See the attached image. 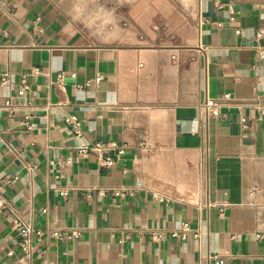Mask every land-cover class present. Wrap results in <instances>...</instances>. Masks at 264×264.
Segmentation results:
<instances>
[{
  "label": "crops",
  "instance_id": "1",
  "mask_svg": "<svg viewBox=\"0 0 264 264\" xmlns=\"http://www.w3.org/2000/svg\"><path fill=\"white\" fill-rule=\"evenodd\" d=\"M261 53L264 0H0V195L43 233L0 214V264H264V119L200 108L264 105Z\"/></svg>",
  "mask_w": 264,
  "mask_h": 264
},
{
  "label": "built area",
  "instance_id": "2",
  "mask_svg": "<svg viewBox=\"0 0 264 264\" xmlns=\"http://www.w3.org/2000/svg\"><path fill=\"white\" fill-rule=\"evenodd\" d=\"M232 8V6H230ZM233 19V18H232ZM238 35L241 33L240 30L236 32ZM259 58H264V54H259ZM173 60H176V56L173 57ZM101 77L97 78V81H100ZM3 81H7L6 77L3 78ZM28 89L27 86L24 87V91ZM232 107H247L257 113L259 118L264 119V105L261 103L260 98H256L252 101H248L245 103H238L233 97L226 96L223 99H210L206 98L203 104L200 105L201 110L205 115L206 121L210 118H218L223 116V111L225 108H232ZM65 122L70 125L75 133V135H80L82 130V123L75 115L66 116ZM242 125L244 128L248 127V119H242ZM105 148L102 145H95L91 148L83 147L80 149V153L82 155H87L89 151H99L103 152ZM126 147L118 148V156L122 157L125 153ZM102 161L105 165L110 166L114 163V160L111 158H102ZM97 191L99 195L104 196L108 193L111 194L114 198H126V197H137L141 195V191L139 189H131L128 187H119V188H112V189H94ZM90 193V191H88ZM152 197L161 202V203H169L172 199L166 195H163L159 192H152ZM8 213L9 219L12 221L13 227L16 229L19 239H20V248L24 253V261L29 262L33 257V240L34 236L38 238L43 236V233L36 231L34 227L25 221L16 211L13 203L8 200L7 198L0 195V214ZM193 231L190 229L188 224H183L181 228L175 229L170 233V236L174 239L186 240L190 233ZM51 236L56 239H61L66 236L67 239H79L80 233H73L71 235H64L60 231H55L51 233ZM199 237L198 235H196ZM260 238V236H257ZM153 241H161L165 238L164 233L160 232H153L151 235ZM215 264H223V261H216Z\"/></svg>",
  "mask_w": 264,
  "mask_h": 264
}]
</instances>
